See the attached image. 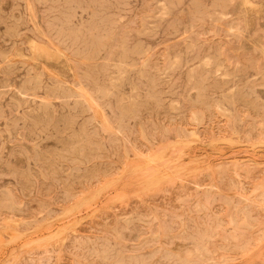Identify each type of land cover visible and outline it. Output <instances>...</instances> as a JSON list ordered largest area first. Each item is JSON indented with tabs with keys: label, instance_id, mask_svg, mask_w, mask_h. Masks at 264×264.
<instances>
[{
	"label": "rangeland",
	"instance_id": "rangeland-1",
	"mask_svg": "<svg viewBox=\"0 0 264 264\" xmlns=\"http://www.w3.org/2000/svg\"><path fill=\"white\" fill-rule=\"evenodd\" d=\"M244 1L0 0V264H264Z\"/></svg>",
	"mask_w": 264,
	"mask_h": 264
},
{
	"label": "bare ground",
	"instance_id": "bare-ground-1",
	"mask_svg": "<svg viewBox=\"0 0 264 264\" xmlns=\"http://www.w3.org/2000/svg\"><path fill=\"white\" fill-rule=\"evenodd\" d=\"M244 1V0H243ZM245 2V4H246V1H244ZM249 3V2H248ZM30 40H28V42H29ZM34 41V40H33ZM36 43V42H35ZM33 44V43H32ZM38 44H36L35 46H37ZM39 45H41V44H39ZM34 45H31V48L30 49H32L33 50V52H40V54L41 53H44L46 56H48V57H55L54 55H52L50 52H51V49L50 50H47V49H44V48H36ZM39 47V46H38ZM40 49H42V50H40ZM49 49V48H48ZM50 51V52H49ZM31 52V51H30ZM40 54H38V55H40ZM53 54H54V52H53ZM44 55V56H45ZM60 55V54H59ZM32 56V55H31ZM34 57V56H33ZM40 57H41V55H40ZM46 58L47 60L49 59V58ZM38 58V57H37ZM31 59H33V58H31ZM36 58H34L33 59V61L35 60ZM45 60V59H44ZM82 87V86H81ZM111 88V87H110ZM98 92L99 93H101V95L102 96H105V92L103 91V89H101V88H99L98 89ZM36 96V95H35ZM89 96V100H90V107H97L99 104H98V102L94 99V97H92L91 95H88ZM87 96V97H88ZM32 97H34V96H32ZM39 98V97H38ZM33 99V98H32ZM43 100V99H42ZM44 100H46V99H44ZM48 100V99H47ZM95 121V120H94ZM103 126L104 127H107L106 129H109V128H111V126L106 122V121H104L103 122ZM116 132V131H115ZM79 137V136H78ZM88 140H89V138H88ZM260 142V141H259ZM213 143V142H212ZM214 145V144H213ZM160 149V148H159ZM173 149V148H172ZM158 150V149H157ZM156 150V151H157ZM175 153V152H174ZM173 154V153H172ZM160 155V154H159ZM150 156V155H149ZM155 158H156V156H154ZM157 157H158V155H157ZM154 158V159H155ZM159 158V157H158ZM178 158V157H177ZM176 158V159H177ZM154 159H151V160H154ZM160 159H161V155H160ZM156 160H157V158H156ZM147 161V160H146ZM158 161H159V159H158ZM148 162V161H147ZM154 162V161H153ZM190 162V161H189ZM150 164V163H149ZM164 164V163H163ZM143 165V164H142ZM145 165V164H144ZM168 165V164H167ZM157 166V165H156ZM156 166H154V167H156ZM140 168V167H139ZM145 168V167H144ZM159 168V167H158ZM150 169V168H149ZM144 170V169H143ZM151 170V169H150ZM155 170V169H154ZM145 171V170H144ZM163 171H166V170H163ZM179 171V170H178ZM159 172V171H158ZM177 172V171H176ZM169 173H171V172H169ZM153 175V174H152ZM157 175H159L158 173H157ZM156 175V176H157ZM161 175V174H160ZM165 175V174H164ZM154 177H156L155 175H153ZM167 176V175H166ZM169 176V175H168ZM170 176H172V175H170ZM154 177H151L152 179L154 178ZM158 177V176H157ZM163 177H165V176H163ZM168 178V177H167ZM160 179H162L163 180V178H160ZM159 179V180H160ZM165 179V178H164ZM151 180V179H150ZM154 180V179H153ZM156 183H157V180L155 179L154 180ZM153 181V182H154ZM151 182V181H150ZM153 182H151V184H153ZM147 186V185H146ZM147 189V188H146ZM144 190V189H143ZM81 205V204H80ZM78 207H80V206H78Z\"/></svg>",
	"mask_w": 264,
	"mask_h": 264
}]
</instances>
